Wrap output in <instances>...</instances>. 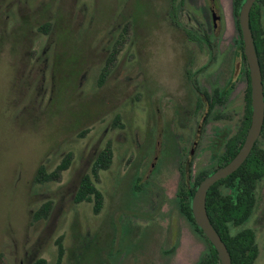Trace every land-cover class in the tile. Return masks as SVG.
<instances>
[{
  "label": "rangeland",
  "instance_id": "1",
  "mask_svg": "<svg viewBox=\"0 0 264 264\" xmlns=\"http://www.w3.org/2000/svg\"><path fill=\"white\" fill-rule=\"evenodd\" d=\"M9 1H1L0 12L2 264H27L26 258L21 263L26 250L34 254L28 258L38 256L46 264H196L205 243L173 201L185 127L167 111L150 119L147 109L151 99L166 103L171 97L191 108L186 67H210L199 78L207 89L230 79L237 56L232 0H219L222 20L210 38L211 54L176 28L179 0H21L19 10L12 0L5 10ZM184 1L183 21L186 12L199 17ZM202 3L194 0L193 5ZM20 16L24 21L19 26ZM46 22L51 28L47 34L39 30ZM37 57H48L51 66L40 61L39 78L27 89L22 79ZM242 80L235 78L229 95L231 126L239 121L233 109L244 87L243 73ZM145 82L151 86L150 98L145 97ZM224 122L211 120L202 128L190 182L219 154L209 144ZM193 129L189 127L187 137ZM108 145L112 162L94 179L103 194L95 214L92 202H75L72 196L98 151ZM68 152L67 170L43 183L33 181L39 164L51 173ZM258 199L247 226L257 236L254 264H264L263 187ZM46 202L51 205L47 218L35 220L34 213ZM59 237L61 260L55 242Z\"/></svg>",
  "mask_w": 264,
  "mask_h": 264
},
{
  "label": "trees",
  "instance_id": "2",
  "mask_svg": "<svg viewBox=\"0 0 264 264\" xmlns=\"http://www.w3.org/2000/svg\"><path fill=\"white\" fill-rule=\"evenodd\" d=\"M244 0H232L233 15L237 30V45L242 52V38L239 29L238 13ZM249 24L254 38L255 49L260 64L262 83L264 85V0H256L249 13ZM39 30L45 34L49 33L51 28L48 22L39 26ZM190 40H196V36L189 34ZM207 40V39H206ZM243 56V55H242ZM112 57V56H111ZM244 58V56H243ZM107 71L105 70L98 79V85H103ZM247 77V118L245 126L250 121V83L248 70ZM244 136V135H243ZM242 136V138H243ZM241 138V139H242ZM238 146L235 144L229 148V157L233 156ZM113 157V151L110 145L98 151L94 157L90 171L85 173L79 179V183L73 200L75 202H92V211L97 214L103 205V194L95 185L94 179L98 178V172L109 168ZM71 164V153H66L56 169L48 173L43 164H39L33 181L43 183L57 177L58 173L67 170ZM208 172L200 171L196 174L191 183L190 176L188 181L181 177L178 184L177 194L173 199L174 205L178 209L180 216L192 228V230L204 241L205 249L196 264H220L216 251L212 244L203 235L200 228L195 223L191 212V198L199 182ZM264 177V148L255 144L243 164L232 174L219 180L207 192L206 211L210 222L224 241L230 256L232 264H254L258 253V244L255 230L247 226V222L255 211V184ZM188 182V183H187ZM229 188L233 189L229 193ZM51 208L49 202L44 203L33 215L35 220L47 218ZM57 258L61 260L64 249L61 243V237L56 239ZM33 264H46L43 258L37 259Z\"/></svg>",
  "mask_w": 264,
  "mask_h": 264
},
{
  "label": "flooded vegetation",
  "instance_id": "3",
  "mask_svg": "<svg viewBox=\"0 0 264 264\" xmlns=\"http://www.w3.org/2000/svg\"><path fill=\"white\" fill-rule=\"evenodd\" d=\"M1 1L2 0H0V2ZM16 1L18 5L17 10H19V8H21L19 3L22 1L21 0H16ZM184 2H185L184 0H179V3H178L179 14L178 15L176 14L177 21L175 23L177 27L176 26L175 27L179 28L180 30H183L185 34L187 35L189 34L195 35L196 40L193 43V45L198 46V47L204 46L205 49H207L208 53L211 54V47H212L211 43L212 42L210 41V38L213 37V35L216 32V29L220 26L221 20H222V8H221L219 0H202L203 3L201 6L193 5L194 0H186L187 4L190 5L192 8H194L196 13L199 14V17H196L197 16L196 14L190 15L188 12H186L187 21H183L182 19V16H183L182 11H183ZM12 3L13 1L11 0L7 4H5L4 9L8 10L9 8L8 6L9 5L12 6ZM2 5H3V2L0 3V12L2 11ZM21 20L22 19L20 16L19 26L24 21V18L22 22ZM200 35H203V37H201ZM233 52L237 56H235L232 75L231 77H229L230 79H227V81L219 88L211 87L207 89V88L201 87L199 80L205 76L208 69L210 68L208 67L206 63L201 64L200 67L192 71H190L188 67H186L185 76H186L187 84L189 85L188 89L191 92L190 93L191 94V100H190L191 108H188L187 107L188 104L182 101H181V105L179 106L178 99L171 97V95L170 97L173 98L174 100H169L166 103L163 102L164 99H162L161 101L159 97H158L159 98L158 100L153 98L149 101L147 113H149L150 119H157V117L159 118L164 113V111H167V115H169L170 118L177 120V123L181 122L183 127H185L183 134L180 135L181 136L180 145H178L179 154L177 157L176 170L178 174L180 175V178L190 176V173H191L190 167L192 166L191 159L194 156L196 149L200 145V141H199L200 132L202 128L206 124H208L211 120H223V121H227V123L224 122V125L216 129L215 131L216 134L213 136V139L211 140L212 144H209L211 147H214V149L215 148L220 149V152L219 154H213V161H212L210 168L208 170H204L205 172H208L207 175L211 174L215 169H217L218 167L230 161L231 158L236 154V152L240 148L245 138L247 128L249 125L247 127L245 126V122L247 118V99H246L247 97V77H246L245 68H247V64H246L245 57L243 58L244 56L243 44H242V52L238 45H236ZM48 60H49L48 57L45 58L44 61L40 60V58L37 57L31 62L26 78L24 77L22 79L24 83L28 82L27 89L30 88L31 84H33L34 81H36L35 78L36 79L39 78V71H40V68L38 67L39 62L42 61L43 67H45L46 65L47 66L50 65L47 62ZM210 60H213V58ZM189 62L190 60L188 61V64ZM242 73L245 77V80H244L245 83L240 93L238 102L235 105L237 107L233 109L234 114L236 115L239 114V119H238L239 121L238 123H234L231 126L230 124L231 118H230L229 108H228L229 103H230L229 95L233 88L235 78L238 77L239 80H242ZM29 77L30 79L27 81L26 79ZM43 77H45V72H43ZM144 85H145L144 86L145 97L150 98L151 97L150 95H153L151 91V86L148 87V85H146V82ZM154 91L156 90L154 89ZM156 93L157 92H154V94ZM263 93H264V85H263ZM161 106L165 107V109H161L162 108ZM250 106H251V103H250ZM182 109H184V111H182L183 115L180 117L179 113ZM193 125L195 129V133L193 134L191 132V135L187 137L186 132L188 131L189 127H191L192 129ZM263 139H264V122H263L261 132L255 144H258L261 148H264V142L261 143ZM158 143L159 142L157 141L156 144ZM233 144L238 146V148L235 154L229 157V148ZM182 159H184V165H180V161ZM152 164L153 163H151V165ZM190 184L192 185L193 182H191ZM262 187L264 188V177L260 179L259 181H257L255 184L256 205L254 209H257V205L259 203L258 197H259ZM232 191L233 189L229 188L228 192L232 193ZM256 239H257V236H256ZM28 255L34 256L33 253L29 254L28 250L24 251L23 257H22L23 259L21 260V263H23L24 258H26L27 264H33L37 259L41 258L38 256L37 257L30 256L28 258ZM2 258L3 257L0 256V264H2Z\"/></svg>",
  "mask_w": 264,
  "mask_h": 264
},
{
  "label": "water",
  "instance_id": "4",
  "mask_svg": "<svg viewBox=\"0 0 264 264\" xmlns=\"http://www.w3.org/2000/svg\"><path fill=\"white\" fill-rule=\"evenodd\" d=\"M255 1L256 0H244L238 13L243 54L248 68L250 83L251 113L249 126L245 138L236 154L226 164L203 177L194 190L191 198V212L195 223L214 247L220 264H232L231 256L224 241L221 239L208 217L206 211L207 192L215 182L233 173L246 160L261 132L264 122V93L261 69L249 24V13Z\"/></svg>",
  "mask_w": 264,
  "mask_h": 264
}]
</instances>
